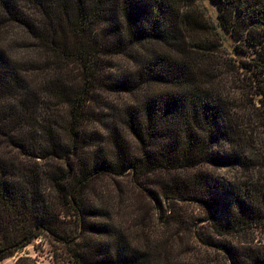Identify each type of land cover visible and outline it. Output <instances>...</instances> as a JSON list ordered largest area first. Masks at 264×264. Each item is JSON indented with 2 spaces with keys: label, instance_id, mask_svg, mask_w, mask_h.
Returning a JSON list of instances; mask_svg holds the SVG:
<instances>
[{
  "label": "trees",
  "instance_id": "1",
  "mask_svg": "<svg viewBox=\"0 0 264 264\" xmlns=\"http://www.w3.org/2000/svg\"><path fill=\"white\" fill-rule=\"evenodd\" d=\"M197 1L0 0V262L264 264V0Z\"/></svg>",
  "mask_w": 264,
  "mask_h": 264
},
{
  "label": "rangeland",
  "instance_id": "2",
  "mask_svg": "<svg viewBox=\"0 0 264 264\" xmlns=\"http://www.w3.org/2000/svg\"><path fill=\"white\" fill-rule=\"evenodd\" d=\"M197 4L203 8V11L215 23L217 22L215 7L210 2H208V0H198ZM219 33L222 41V48L226 52V54L235 57L237 59L238 57H242V54H238L236 57L232 53L233 52L232 47L235 46V41L232 38H230L228 34L223 33L221 31H219ZM116 99L121 100L123 99V97L121 98V96H118ZM247 102L248 99L247 101H242L241 99L237 100V103L240 104V107L236 108L234 117H236V119L238 118V121L243 123L244 134L241 135L242 139L240 140L242 150H244L245 153L248 154V156H250L253 162H256L258 160V163L260 164V163H264V125H263L264 118L262 117L264 111L255 110L253 107H251L249 103L247 104ZM259 112L262 116L259 114ZM249 143H251L250 147H249ZM218 171L220 175L226 177H232V171L230 169L222 168L219 169ZM124 182L130 183L131 181L129 180V178H127V180ZM137 183L142 187H144L145 185L148 186L151 185L147 180H137ZM134 199H136L137 201L142 200V203H144L145 210L147 209L149 211V209L152 207L151 203L149 204V200L147 196L144 197L141 193L139 194L136 193ZM179 205L180 207L185 209L186 212L194 215V217H203L204 215L203 209L196 203L179 204ZM54 247L55 246L49 243V241H47V239H45L44 237H38L32 243L24 247L23 250L21 251V254H28L29 256L35 258L38 264H54L53 263ZM14 260H15V256L9 257L1 261L0 264H12Z\"/></svg>",
  "mask_w": 264,
  "mask_h": 264
}]
</instances>
